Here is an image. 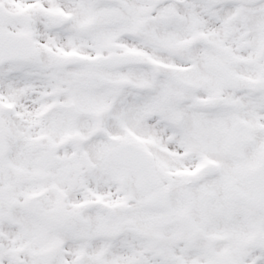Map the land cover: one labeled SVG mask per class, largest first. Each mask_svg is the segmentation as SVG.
<instances>
[{
  "label": "snow or ice",
  "instance_id": "1",
  "mask_svg": "<svg viewBox=\"0 0 264 264\" xmlns=\"http://www.w3.org/2000/svg\"><path fill=\"white\" fill-rule=\"evenodd\" d=\"M0 264H264V0H0Z\"/></svg>",
  "mask_w": 264,
  "mask_h": 264
}]
</instances>
